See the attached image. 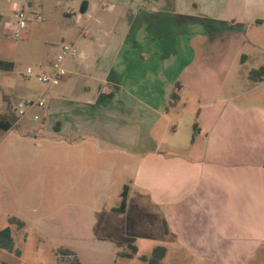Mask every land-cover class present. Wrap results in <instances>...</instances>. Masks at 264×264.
<instances>
[{
  "label": "crops",
  "instance_id": "obj_1",
  "mask_svg": "<svg viewBox=\"0 0 264 264\" xmlns=\"http://www.w3.org/2000/svg\"><path fill=\"white\" fill-rule=\"evenodd\" d=\"M110 3L88 0L87 10H80L79 16L89 14L95 21L94 40L84 43L72 65L88 78L83 93L73 106L32 109L33 121L17 124L22 148L53 134L69 141L73 155L61 158L65 166L59 162L65 167L66 199L70 195L66 204L88 209L94 226L104 211H119L117 199L121 202L128 185L127 208L119 212L134 210V229L151 213L157 217L168 244L154 249L164 246L166 256L175 248L214 264H248L264 246V106L251 89L240 87L249 80L264 82V75H251L264 65L251 72L239 69L247 66L252 43H258L263 14H250L239 24L233 17L236 23L230 25L224 18L232 12L229 0H137L140 11ZM223 28L233 33L229 40L195 43V33ZM238 32L249 37L240 57ZM212 47L220 51L219 68L210 74L198 54ZM184 86L199 92L194 114L182 112L179 97L173 99ZM173 113L189 121L183 147L164 140L178 132ZM12 217L18 218L9 221ZM131 244L138 252L139 245Z\"/></svg>",
  "mask_w": 264,
  "mask_h": 264
},
{
  "label": "rangeland",
  "instance_id": "obj_2",
  "mask_svg": "<svg viewBox=\"0 0 264 264\" xmlns=\"http://www.w3.org/2000/svg\"><path fill=\"white\" fill-rule=\"evenodd\" d=\"M29 1L0 0V60L10 63L0 64V105L3 100L7 101L4 112L0 114L3 118H11L12 109L17 108L22 100L36 99L43 91L47 103L44 108L37 107V111L43 112L56 104L60 105V109L64 105L73 106L88 82L86 73H77L72 66L79 59L77 55L68 59L66 68L69 74L60 84L47 88L37 78L39 72L49 70L53 57L64 43L77 42L80 52L84 50L85 42L94 40V19L89 14L79 16L82 0H31L32 4ZM117 1L109 0V3L120 5L123 2L120 6L126 11H140L137 0ZM22 9L31 16L40 14L42 19L29 21L21 37H16V12ZM227 9L232 12L226 13L225 21L231 25L236 23L232 21L236 17L239 24L250 18V14H263L264 17V0H229ZM87 23L92 29L83 31ZM81 31L87 33L79 37ZM230 34L233 33L223 28L210 35L195 33L194 40L200 46L207 40L222 43L223 40H229ZM240 36L237 57L245 50L241 49L242 46L249 43L246 33L238 32L237 37ZM256 36L258 43H252L248 64L240 68L239 73L246 70L251 72L264 65V27L258 28ZM230 39H233L232 35ZM219 52L216 47L199 49L198 56L203 60L202 64L207 62L203 66L206 73L212 74L211 68L214 66L219 68ZM29 67H32V73H28ZM240 89H251V96H255L258 104L264 106V82L249 80ZM199 98L198 90L184 86L179 93L178 105L182 112L192 111L194 114ZM32 115L28 113L22 120L33 121ZM172 115V124L178 125V132L166 133L164 140L166 144L183 147L186 144V123L189 121L182 120V114ZM17 127L0 129V230L12 226L15 235V247L12 250L0 247V264H73L77 259L80 264H150L141 256H151L156 245L168 244V239L160 229L162 223L152 213L147 220L141 221L137 229L132 226V219L136 215L133 209L129 214L106 210L96 226L91 224L88 209L66 204L70 195L66 199V181L62 176L65 167H61L59 162L64 165L61 158L65 156L68 161L72 157L73 146L68 140L59 141L60 137L53 134L48 138L49 141L47 136L44 137L46 140H43V136L39 140H31L30 149L25 151L18 138ZM117 204H120L118 199ZM12 215L17 216L19 221H9ZM116 237L124 238V243L120 245L117 239H112ZM130 241L139 245V251L133 256H118L121 250L131 251L128 245ZM162 264L214 263L200 261L185 253H175V248H171L162 259ZM248 264H264V246L251 257Z\"/></svg>",
  "mask_w": 264,
  "mask_h": 264
},
{
  "label": "built area",
  "instance_id": "obj_3",
  "mask_svg": "<svg viewBox=\"0 0 264 264\" xmlns=\"http://www.w3.org/2000/svg\"><path fill=\"white\" fill-rule=\"evenodd\" d=\"M16 16L18 18V22L14 27L16 37H21L23 31L28 28L29 21L42 19V15L31 16L28 15L24 9L16 12ZM78 52L76 43H64L61 46L60 51L51 61L49 70H43L37 74L39 81L46 84L47 87L60 84L68 74L66 61L70 57L76 56ZM27 71L28 73H32V67H29ZM46 103L47 99L45 97V91L41 92L36 99L29 98L22 100L17 108L12 109L13 115L15 116V121L13 122L12 127L16 126L32 109L37 107L44 108ZM34 118L38 120L40 119V115L35 114Z\"/></svg>",
  "mask_w": 264,
  "mask_h": 264
},
{
  "label": "trees",
  "instance_id": "obj_4",
  "mask_svg": "<svg viewBox=\"0 0 264 264\" xmlns=\"http://www.w3.org/2000/svg\"><path fill=\"white\" fill-rule=\"evenodd\" d=\"M88 6V0H83L80 5V10L82 12H85L87 10ZM10 64L9 62L6 63V61L0 60V64ZM252 77L254 78H261L264 75V66L260 67L259 69L253 70L251 73ZM179 97V94L175 91L173 93V99H176ZM15 121V116L13 115L11 118H0V128L3 129H9L12 127L13 122ZM196 127V126H195ZM128 194H129V186L125 185L122 194H121V202L118 207H115V210L119 211H125L127 208V202H128ZM11 222L19 221L17 218L12 217L10 218ZM0 247L7 248L9 250H12L15 247V240L12 234V229L10 226H6L5 228L0 230ZM131 251L126 252L122 251L119 254L120 255H127V256H133L138 248L136 245L131 244ZM166 253V248L164 246H157L154 250L151 256L142 255L141 258L145 261H148L150 264H160L161 260L164 258ZM73 264H80L79 260Z\"/></svg>",
  "mask_w": 264,
  "mask_h": 264
}]
</instances>
